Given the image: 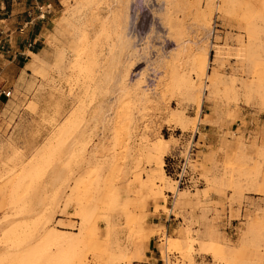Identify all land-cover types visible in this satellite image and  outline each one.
Returning <instances> with one entry per match:
<instances>
[{
	"label": "rangeland",
	"instance_id": "1",
	"mask_svg": "<svg viewBox=\"0 0 264 264\" xmlns=\"http://www.w3.org/2000/svg\"><path fill=\"white\" fill-rule=\"evenodd\" d=\"M30 1L40 52L0 106V264H147L151 238L168 264H264V0ZM203 104L224 135L179 190L164 159Z\"/></svg>",
	"mask_w": 264,
	"mask_h": 264
},
{
	"label": "crops",
	"instance_id": "2",
	"mask_svg": "<svg viewBox=\"0 0 264 264\" xmlns=\"http://www.w3.org/2000/svg\"><path fill=\"white\" fill-rule=\"evenodd\" d=\"M30 0H22L21 3H15V0H5L0 6V89L7 90L14 85L19 78L24 77V73L32 60V55H38V39L41 36V31L32 14V5ZM35 4H37L35 2ZM49 4V3H48ZM37 9L33 7V9ZM24 13V14H21ZM10 102L5 98L0 99V106L3 103ZM205 105L201 107L199 120L203 119L205 123H199L197 132L193 138V147L198 144L200 149H196L195 153L198 155L202 147H209L217 145L221 137L224 135L223 127L217 121V115L211 111L204 110ZM232 129V127H231ZM166 130L173 131V129L166 128ZM204 138L201 140L199 135L201 133ZM190 138V136H187ZM183 140H186V138ZM182 142L181 148L184 147ZM168 164V160L164 159V166ZM169 199V206L174 201L171 200L170 195L167 194ZM176 198V196H175ZM169 210L170 207L167 206ZM173 221V218L168 219V213H159L155 217L148 219V225H157L158 223H166ZM171 224H168V228ZM155 239L151 238L146 244L147 255L150 261L147 264H156L158 257L156 256Z\"/></svg>",
	"mask_w": 264,
	"mask_h": 264
},
{
	"label": "built area",
	"instance_id": "3",
	"mask_svg": "<svg viewBox=\"0 0 264 264\" xmlns=\"http://www.w3.org/2000/svg\"><path fill=\"white\" fill-rule=\"evenodd\" d=\"M50 6L51 4H47L46 9L48 10ZM40 17L43 18L44 13H41ZM2 97L5 98L6 100H12L13 89L12 88H9L7 90L0 89V99ZM170 132L173 133V131ZM193 150L194 147L191 144V146L186 150L184 155H183L184 149H180V151L178 149L176 152L170 154L167 157L168 164L166 165V167L170 168L171 170L170 176L173 178L174 182L176 183V188L179 190L193 191L195 188H198L202 184V181L198 177V175L193 174L189 167V163L193 157ZM167 194L170 195L171 200L175 199V193L167 192ZM169 210L170 211L168 213V219L170 220V218H172L171 208ZM162 239L163 238L157 239V242L158 243L163 242ZM156 249L158 253V262L156 264H168L169 259L172 258L171 257L172 254L165 253L163 259L159 249L158 248ZM174 256L175 258H179L177 254H174Z\"/></svg>",
	"mask_w": 264,
	"mask_h": 264
}]
</instances>
